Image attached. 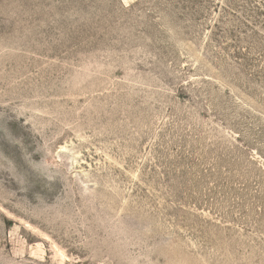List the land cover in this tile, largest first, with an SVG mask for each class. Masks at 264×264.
Here are the masks:
<instances>
[{"label": "rangeland", "instance_id": "374dc122", "mask_svg": "<svg viewBox=\"0 0 264 264\" xmlns=\"http://www.w3.org/2000/svg\"><path fill=\"white\" fill-rule=\"evenodd\" d=\"M0 264H264V0H0Z\"/></svg>", "mask_w": 264, "mask_h": 264}]
</instances>
